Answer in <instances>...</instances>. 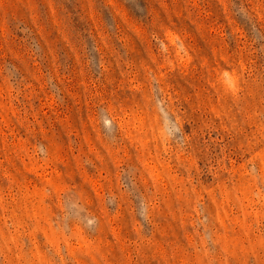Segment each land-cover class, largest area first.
Wrapping results in <instances>:
<instances>
[{"label": "rangeland", "instance_id": "rangeland-1", "mask_svg": "<svg viewBox=\"0 0 264 264\" xmlns=\"http://www.w3.org/2000/svg\"><path fill=\"white\" fill-rule=\"evenodd\" d=\"M0 264H264V0H0Z\"/></svg>", "mask_w": 264, "mask_h": 264}]
</instances>
